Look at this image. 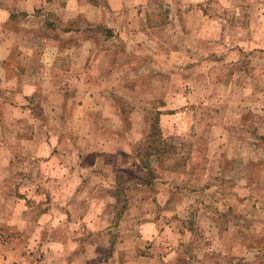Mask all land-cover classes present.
I'll list each match as a JSON object with an SVG mask.
<instances>
[{"label": "rangeland", "instance_id": "obj_1", "mask_svg": "<svg viewBox=\"0 0 264 264\" xmlns=\"http://www.w3.org/2000/svg\"><path fill=\"white\" fill-rule=\"evenodd\" d=\"M69 1L0 0L7 77L40 50L83 72L88 37L98 78L40 77L29 98L0 85V212L25 218L4 233L40 237L17 246L29 264H264V0H130L123 16ZM34 131L51 139L40 156L20 141Z\"/></svg>", "mask_w": 264, "mask_h": 264}, {"label": "crops", "instance_id": "obj_2", "mask_svg": "<svg viewBox=\"0 0 264 264\" xmlns=\"http://www.w3.org/2000/svg\"><path fill=\"white\" fill-rule=\"evenodd\" d=\"M68 1L69 0H65L66 10L67 11H68V8H69V6L71 4L70 1L69 2ZM129 1L130 0H106V4L108 6L107 10H105V11H103L101 9L100 10L103 11V14H106V16H108V15L123 16V14H124L123 11H125L127 9V4H129ZM135 1H139V0H135ZM144 1L145 0H142L141 2L143 3ZM97 12L100 15V11H97ZM41 13L42 12L35 13L33 11L31 14H28L27 19L37 20L38 18H41ZM66 18L68 19L69 17H66ZM88 18H89V20H91L90 17H88ZM100 18L101 17L99 16L98 19H100ZM6 19H7V16L4 19V21H5L4 24L6 23ZM92 21L94 22L95 19H93ZM102 22H105V19H103ZM112 26H113V22H111V23L109 22V25L107 27L111 28ZM131 27H132V25H129V28H131ZM123 30H126V29L123 28ZM60 31L62 32L63 36H67V35L69 36V34H78L79 33V32H75V31H73V29L67 28V27H64L63 30H60ZM118 31L121 32L120 29H118ZM114 33H117V31H114ZM119 34L121 35V33H119ZM48 41H51V40H48ZM75 47H77L78 50L85 52V55L81 56L82 60L80 61V65L83 68V72L80 71L78 73H75V71L73 69L68 70L67 67L64 66V65H66V63H64V61H63L64 59L67 62L70 61L71 64L73 65L75 60H73L71 57H68L66 55L64 57H60V55H58L59 57L55 56V57H52V58H46L45 57L46 53H42L43 50H40L39 51L40 59L38 60L37 64L34 63L32 65L33 66V72L27 73L28 66L25 65V70L24 71L21 69L22 67L20 68L19 71H22V72H20V74H16V75L7 77L6 76V70H7V66L8 67L10 66V63H9L10 58H8V56L6 54H3V56H0V79H1L0 85H2V83L3 84H11L10 83L11 81H16L20 85V88L18 87L19 90L22 91V93H23V95H25V97L29 98V97H32L34 95V93H36V91H35L36 89H30V90L28 89L26 91L25 90L26 83H27L28 86H30L32 84H28V83H32V81L34 82L40 77L54 79L53 77L57 73H59L58 79H62V78L66 79V78L77 77V76H80V74H82L81 78L83 80L89 79V81H90L91 79H98L95 76V74L93 72H91L92 70L89 68V63H91V61L89 60L90 54H91V49L93 51V49L96 48V41L94 39L91 40V38L87 37L84 40L79 41L77 43V45H75ZM49 60H51V61H49ZM44 71L48 72L47 75L45 74ZM87 86H88V84H87ZM32 88H34V87H32ZM85 89L88 90V93L86 94V96L89 97L90 96L89 93H92V91L89 92V88H87V87ZM92 104H95V102H89L88 103V102L84 101L83 104H82V107L83 108H87L88 105H92ZM61 107H62V105H61ZM17 108L20 111H23V112H31L32 111V108H31V106L28 105V103H25V105L22 103V104L18 105ZM50 110H51L50 108L49 109L48 108L45 109V111H50ZM56 110L57 109L55 108V111ZM34 122L37 125L38 120L34 121ZM34 127H36V126H34ZM39 137L40 136L34 131L33 133L31 132L29 135L21 138L20 141L22 142L23 145H25V148L26 147L30 148L31 145L36 144V145H34L35 146L34 151L37 150L36 153L38 154V156H40L38 151L43 148V145L45 143L51 142V139L42 137V139L39 140L36 143L35 141H37L39 139ZM67 137L68 136H65V138H67ZM60 139H62V138L60 137ZM65 142L68 144V141H65ZM45 171H46L45 174L51 176V174L53 172V169L51 167H49L48 165H46ZM48 172H50V174ZM42 173H44V172L42 171ZM42 173L40 172V175H42ZM26 175H27V173H23L24 177H26ZM41 184H43L41 189H37V187L36 188L34 187L35 191L38 190V191H36L35 196L37 195V193L39 191L42 192L43 190L46 189V186H47L46 182L43 181ZM53 186H55V185H53ZM52 187H51L50 190H52ZM5 188H6L5 185H3V183H0V191H2L4 189V192H7L8 187H7L6 190H5ZM54 189L57 190V188H54ZM19 192H21V189H20ZM16 197H18V196H16ZM16 197H14V199H13L11 205H9V207L12 206L11 208L13 209L14 206H15V209L19 212V209L23 206L24 203L26 204V202L24 200L18 199ZM23 201H24V203H23ZM50 205H51V207L54 206V205L51 204V202H50ZM3 206L4 205L1 202L0 203V207H3ZM7 206H8V204H7ZM39 207H40V205H39ZM25 208H26V206H25ZM49 209L50 208H48L46 211H49ZM40 211L41 210H38L37 214L34 215L33 217L26 216V218L29 219L30 222L33 225H35L36 227H38L37 225H39V223L42 221V218H46L45 216L47 215L46 211L45 212H42V211L40 212ZM10 214H12V212H10L9 210L0 212V239L2 240L0 242V264H29V263L32 262L33 252H30V251L27 252V247H25V246H23V248H20V247H17V246L20 245L19 244L20 240H23V241L25 239H33V240H35L36 238H40V237L35 235V233L30 234V235H33V236H30L27 231L26 232L19 231L18 233H13L10 236L6 235L4 233V230L6 228H8L7 227L8 225H11V224H13L15 222V218L12 217ZM15 214H16V212H13L12 215L15 216ZM67 215H68V208L65 207L64 216L66 217ZM15 217H16L17 223L19 222L18 219H20L21 217L23 219H25L23 216H21V217L15 216ZM50 218H51V216H50ZM56 220H57V217H56ZM58 223L59 222L57 220L55 224H58ZM51 230L54 231V229H51ZM51 235H55L56 236L55 233H51ZM52 238H54V236L50 237V239H52ZM56 240H57V238H56ZM9 245H11V246H9ZM15 247H17V251H16ZM27 255L29 256V258L31 260H29L28 263H25L24 260L21 261V259L23 257H26ZM68 255L69 254H65L64 255L65 261H67L66 263H65V261H64V263L58 262L57 258H54V259L51 258V259H49L47 264H69V263H71L70 262L71 261V258H70L71 256L68 257ZM37 261L38 260L35 259V261H33V262H37ZM32 264H34V263H32Z\"/></svg>", "mask_w": 264, "mask_h": 264}]
</instances>
